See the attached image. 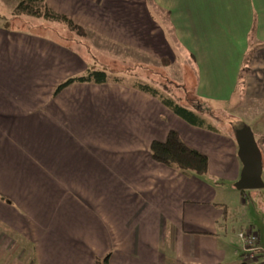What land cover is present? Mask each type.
Listing matches in <instances>:
<instances>
[{
    "label": "crops",
    "instance_id": "crops-1",
    "mask_svg": "<svg viewBox=\"0 0 264 264\" xmlns=\"http://www.w3.org/2000/svg\"><path fill=\"white\" fill-rule=\"evenodd\" d=\"M39 1L84 35L63 41L48 24L36 32L0 22V264H264L259 233L244 256L237 235L252 224L227 220L217 187L150 157L173 131L207 157L219 187L239 179L234 143L124 82L54 95L88 69L122 74L100 56L180 64L190 77L186 62L199 114L242 98L264 114V0Z\"/></svg>",
    "mask_w": 264,
    "mask_h": 264
},
{
    "label": "rangeland",
    "instance_id": "rangeland-1",
    "mask_svg": "<svg viewBox=\"0 0 264 264\" xmlns=\"http://www.w3.org/2000/svg\"><path fill=\"white\" fill-rule=\"evenodd\" d=\"M16 2L17 0H0V17H2L3 20H7L11 28L28 30L33 29L36 32H44V27L46 24H48L53 30L52 32L58 34L60 39L69 40L67 37L69 34L65 28L66 26H64L62 22H47L45 20L37 21L35 19L26 17H10V13L14 9ZM3 20L0 19V22ZM72 33L73 34H71V36L76 34L75 32ZM51 36L53 35L51 34ZM123 57L121 56V58ZM107 59L108 58H103L100 56L99 63L104 64L113 72L123 71L122 74L117 73L116 75L117 79L121 82L132 85L135 82L149 83L154 81L155 86L164 95H169L170 93V95L172 94L175 99H179L181 104L190 106V108L198 105L197 100L192 93V89L190 88L193 79L191 78V69L189 68L188 64H186V62L185 73L190 75V77H182L180 75L181 69L179 70L178 68L180 64H176L175 69L168 68L165 70V62H159L157 65V63L145 60L136 62L134 59H128L127 61H115L112 58H109L110 60L108 61ZM176 72H178L177 76L174 77ZM237 98L239 99V97ZM257 103L258 102H250L242 98L239 100L235 99L234 102L230 103H218L215 104L216 106H210L209 104L201 105L200 107L203 112L200 114L206 120V123L213 127L212 131H204H206L207 134L228 139L236 146L234 131L240 128L242 125H246L251 129L255 141L260 147L259 135L263 130L261 128L264 127V114L260 104ZM206 140L208 145H212L211 142H213V140L211 138H207ZM208 148L209 151L212 150L211 147ZM209 160L214 162L215 157H212ZM185 177L189 179L196 178L211 188L217 187V202L219 201V203L227 206L223 207L226 210L227 220H231L232 215L235 217H243L245 221H248L252 224L248 227H253V232L257 234L259 233L264 247V189L253 192L251 196L246 193V198H241L239 192L234 189L235 183L225 181V186L219 185L218 187V184H221L218 179V175L211 173L210 170H208L207 175L203 178H198L193 175H188ZM240 199H242V204ZM245 229L248 230V228Z\"/></svg>",
    "mask_w": 264,
    "mask_h": 264
},
{
    "label": "trees",
    "instance_id": "trees-1",
    "mask_svg": "<svg viewBox=\"0 0 264 264\" xmlns=\"http://www.w3.org/2000/svg\"><path fill=\"white\" fill-rule=\"evenodd\" d=\"M4 17V16H3ZM10 17H26L47 22H63L67 25V33L75 32V36H83L84 31L72 25L69 20L53 13L42 1L39 0H17ZM3 20L2 17H0ZM70 31V32H69ZM65 41V39H63ZM120 83L116 77L108 75L103 70L88 69L83 75L70 78L57 86L54 95H57L65 88L74 84L103 85L107 83ZM136 91L156 99L161 105L173 115L191 127L212 131L213 127L206 123V120L196 110L198 106L190 108L180 103L170 93L164 95L160 90L147 82H135L131 85ZM259 147V146H258ZM260 149V148H259ZM261 151V150H260ZM262 153V152H261ZM151 159L166 168L172 169L183 176L193 175L203 178L208 172V159L205 155L190 149L179 138L177 133L170 131L163 142H153L150 145ZM263 158V153H262ZM243 193V192H241ZM226 214L225 208H222ZM109 256L103 259H96L94 264H108Z\"/></svg>",
    "mask_w": 264,
    "mask_h": 264
},
{
    "label": "water",
    "instance_id": "water-1",
    "mask_svg": "<svg viewBox=\"0 0 264 264\" xmlns=\"http://www.w3.org/2000/svg\"><path fill=\"white\" fill-rule=\"evenodd\" d=\"M237 158L241 165L239 179L234 184L238 192L264 189L263 158L251 129L242 125L234 131Z\"/></svg>",
    "mask_w": 264,
    "mask_h": 264
},
{
    "label": "built area",
    "instance_id": "built-area-1",
    "mask_svg": "<svg viewBox=\"0 0 264 264\" xmlns=\"http://www.w3.org/2000/svg\"><path fill=\"white\" fill-rule=\"evenodd\" d=\"M238 239L242 243L244 256L246 258H251L253 253L256 251L257 236L256 234L248 229H242L238 233Z\"/></svg>",
    "mask_w": 264,
    "mask_h": 264
}]
</instances>
